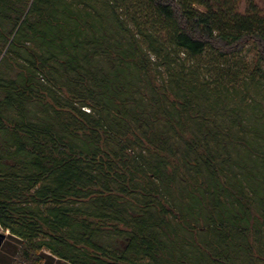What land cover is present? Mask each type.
<instances>
[{
    "label": "trees",
    "instance_id": "16d2710c",
    "mask_svg": "<svg viewBox=\"0 0 264 264\" xmlns=\"http://www.w3.org/2000/svg\"><path fill=\"white\" fill-rule=\"evenodd\" d=\"M260 1L0 0L6 264H264Z\"/></svg>",
    "mask_w": 264,
    "mask_h": 264
},
{
    "label": "rangeland",
    "instance_id": "374dc122",
    "mask_svg": "<svg viewBox=\"0 0 264 264\" xmlns=\"http://www.w3.org/2000/svg\"><path fill=\"white\" fill-rule=\"evenodd\" d=\"M259 4H261V1L258 0ZM239 3L241 5V10L245 9V0H239ZM126 13V10H122V13ZM133 11H131L132 13ZM125 15V14H124ZM255 50L252 48L251 45H248L246 50L239 56H234L230 58V62L233 63L232 67L236 70H239V74H237V82L234 84V87H237L239 92H241L242 97H245L248 99L249 105H259V109L261 110H255L256 113H261L260 111L264 110V80L261 81L258 84L253 83L250 76V71L252 69L254 58H255ZM213 57L211 55H206L202 57L201 59V65L207 66L210 71L203 70V74H205L208 79L213 81L217 77V71L213 70V67L215 66V61H213ZM187 65H191L193 63L186 61ZM264 66V63H263ZM204 68V67H203ZM206 69V68H204ZM231 74L234 73L233 70H231ZM239 77V78H238ZM248 88V90H247ZM263 109V110H262ZM0 233H5L6 235L9 233V231H5L3 228L0 227ZM7 237V236H6ZM7 240H12L10 237L6 238ZM13 241V240H12ZM12 247L13 245L11 243H8L5 248L0 252V264H6L7 261H9V258L11 257L12 253Z\"/></svg>",
    "mask_w": 264,
    "mask_h": 264
},
{
    "label": "water",
    "instance_id": "95a60500",
    "mask_svg": "<svg viewBox=\"0 0 264 264\" xmlns=\"http://www.w3.org/2000/svg\"><path fill=\"white\" fill-rule=\"evenodd\" d=\"M6 234L5 233H0V247H1V244H2V242H3V239H5L6 238Z\"/></svg>",
    "mask_w": 264,
    "mask_h": 264
}]
</instances>
